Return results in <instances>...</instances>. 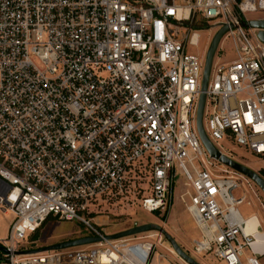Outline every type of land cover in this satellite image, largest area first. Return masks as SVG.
Instances as JSON below:
<instances>
[{
    "label": "built area",
    "instance_id": "2783aa9c",
    "mask_svg": "<svg viewBox=\"0 0 264 264\" xmlns=\"http://www.w3.org/2000/svg\"><path fill=\"white\" fill-rule=\"evenodd\" d=\"M261 11L264 0H0V212L11 215L0 264H150L149 237L105 240L85 217L104 199L135 197L142 172L144 212H166L176 182L184 190L196 255L262 264V221L250 232L252 215L238 210L250 202L234 195L254 184L213 160L196 128L208 47L187 51L196 22L228 27L221 42L234 55L213 58L203 129L227 157L223 143L264 158V44L230 28ZM49 218L102 241L19 255Z\"/></svg>",
    "mask_w": 264,
    "mask_h": 264
},
{
    "label": "rangeland",
    "instance_id": "374dc122",
    "mask_svg": "<svg viewBox=\"0 0 264 264\" xmlns=\"http://www.w3.org/2000/svg\"><path fill=\"white\" fill-rule=\"evenodd\" d=\"M240 2L241 0L237 1V4ZM235 9L238 11L236 6H234V10ZM244 16L247 20L264 19V11L257 13H245ZM195 24L199 25L203 30L196 32L199 34L196 47L188 46L187 51L189 53H199L202 55L204 49L208 47L206 44L208 42L209 33L215 34L216 30H209V26L203 25L202 23L196 22ZM183 28L186 29V27ZM187 32L183 29H176V40L183 41ZM245 34H247L248 38L253 40L256 35V31L249 30L247 33L245 32ZM233 55L231 40L224 39L218 46L215 55L216 59H219L221 62H225L231 60ZM222 147L225 154H229L230 152L229 158L253 170L262 177L264 170V158L252 155L230 143H223ZM217 167H220V165L217 164ZM145 176L146 174L142 172V180L140 181V185L137 187L138 193H136L135 197L131 196L128 199L117 198L116 200L104 199L93 212L86 213L85 217L90 219L91 224L105 235L118 233L142 224H158L176 241L179 247L196 262L200 264H225L223 261L209 259L205 254L196 255L193 252L192 243L198 238L199 232L190 216L186 213L184 205L179 199V196L184 191L180 188L179 183H175L173 200L166 212L147 213L141 210L139 203L140 198L148 192V184ZM250 182L253 183L252 181ZM254 189L260 198L255 196ZM234 195L236 197L245 195L246 201L250 202V204L247 205L244 203L238 208V210L245 218L253 214L257 215L260 221H262L259 230L264 233V195L259 188L254 184L252 189L247 188L245 191H243V189H238L234 192ZM10 218L11 215L9 213L3 214L0 212V239H4L6 237V229ZM88 235V230L82 224L50 218L46 220L37 230L31 233L23 244L27 249L34 250L82 238ZM142 236L149 237L148 240L154 241L156 245L155 255L152 257V262L150 264L158 263L157 255L165 257L161 264H170V262L173 264L175 262H179L180 259L173 252L171 246L161 234L151 232L142 234ZM159 236L162 238L161 245H158L157 243ZM170 251L173 253H170ZM260 262L264 264V258H261Z\"/></svg>",
    "mask_w": 264,
    "mask_h": 264
},
{
    "label": "water",
    "instance_id": "95a60500",
    "mask_svg": "<svg viewBox=\"0 0 264 264\" xmlns=\"http://www.w3.org/2000/svg\"><path fill=\"white\" fill-rule=\"evenodd\" d=\"M211 27L212 29L217 28V26H211ZM230 28L231 29L243 28L246 30L256 31V38L258 39L259 42L264 44V20L263 19L262 20L261 19L260 20H242L238 24H232ZM227 32H228L227 26H221V28L217 29L215 34L211 38V41L207 49L204 66H203V74H202V81H201V94L199 97V102H198L197 112H196V128H197V132H198L202 145L204 146L208 155L213 160L217 161L219 164L227 167L228 169L252 181L264 195V179L260 175H258L256 172H254L253 170L221 154L213 146V144L209 141L203 129V110H204V104H205V91L207 89V85L209 81L211 65L213 62V58L217 52L218 46L222 38ZM151 232L161 234L164 237V239L168 242V244L171 246L174 253L185 264H200L196 262L192 257L187 255L179 247L176 241L161 226L155 223L142 224V225L134 226L130 229L118 232V233L105 235L104 239L105 240H118L122 238L133 237L136 235L146 234V233H151ZM101 241L102 239L99 237L84 236L82 238H77L74 240L61 242V243L50 245V246H45L39 249L25 250L22 252H18V254L19 255H33V254L43 253V252L59 251L63 249L86 246V245L98 243ZM0 250H3V249L0 248Z\"/></svg>",
    "mask_w": 264,
    "mask_h": 264
},
{
    "label": "bare ground",
    "instance_id": "6f19581e",
    "mask_svg": "<svg viewBox=\"0 0 264 264\" xmlns=\"http://www.w3.org/2000/svg\"><path fill=\"white\" fill-rule=\"evenodd\" d=\"M194 41L197 39V41H198V39H199V34L198 33H196V32H194ZM259 223H261V221H260V219L258 218V216L257 215H252L249 219H248V221H247V228H248V230L251 232V231H254L255 230V228H256V226L259 224ZM260 243H262V239H261V236H259L258 238H257V244H260ZM174 252V251H173ZM173 252H171L170 251V253H173ZM181 262H182V260H181Z\"/></svg>",
    "mask_w": 264,
    "mask_h": 264
},
{
    "label": "trees",
    "instance_id": "16d2710c",
    "mask_svg": "<svg viewBox=\"0 0 264 264\" xmlns=\"http://www.w3.org/2000/svg\"><path fill=\"white\" fill-rule=\"evenodd\" d=\"M237 1H239V0H237ZM262 178L264 179V170H263V175H262ZM50 219V218H49ZM48 220V219H47Z\"/></svg>",
    "mask_w": 264,
    "mask_h": 264
},
{
    "label": "crops",
    "instance_id": "0c3cea01",
    "mask_svg": "<svg viewBox=\"0 0 264 264\" xmlns=\"http://www.w3.org/2000/svg\"><path fill=\"white\" fill-rule=\"evenodd\" d=\"M187 213V212H186Z\"/></svg>",
    "mask_w": 264,
    "mask_h": 264
}]
</instances>
